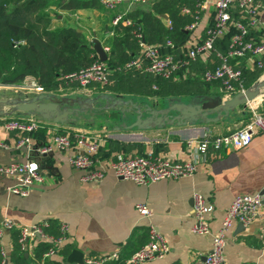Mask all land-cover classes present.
I'll use <instances>...</instances> for the list:
<instances>
[{"label": "crops", "instance_id": "crops-1", "mask_svg": "<svg viewBox=\"0 0 264 264\" xmlns=\"http://www.w3.org/2000/svg\"><path fill=\"white\" fill-rule=\"evenodd\" d=\"M154 1L156 0L136 4L124 3L120 10L127 14L137 8H149ZM215 1L208 0L204 8H200L199 1L196 3L197 11L201 12L199 24L194 30L184 28L187 36L180 42L173 41L175 48L167 46L166 42L155 44L161 45L165 51L180 54L186 48L184 42L204 38L207 27L214 21ZM94 9L100 8H83L72 14L65 10H56L53 22L69 23L93 43L95 38L101 41L99 32L105 14L109 17L105 32L108 35H114L117 29L125 26L124 23L114 25L113 17L117 11L107 8L103 9L94 26L86 23L83 14ZM164 14L167 15L162 13L161 16L164 17ZM165 20L169 25L168 15ZM89 26L92 29H88ZM251 34L257 39L261 35L256 29H253ZM229 39V33L219 39L216 44L217 50H225ZM101 43L104 48L108 46L110 50L109 44L102 41ZM141 49L140 46L139 52ZM216 62L215 52L208 59L199 57L192 66L183 69L175 77L196 76L201 67L214 65ZM239 66L245 68V79L246 71L256 70L248 68L244 61H241ZM261 75L264 76V70ZM30 78L31 76H28L25 79ZM54 91L61 96H94L101 92L128 95L122 90L98 91L90 86L82 88L78 84H63ZM216 93L222 94L218 83H210L209 92L206 94ZM192 95L179 94L185 100ZM126 97L140 103L156 102H151L145 96ZM164 98L160 97L161 103ZM255 106L264 113V95L237 107L228 117L210 123L174 124L147 130L123 127L119 129L118 126L125 122L121 112L117 109H108L97 113H85L84 118L75 126L61 125L62 128L75 127L98 135L101 138L98 156L104 161L119 152L136 155L152 151L159 156L177 161L197 162V170L191 175L147 184L117 177L110 169L99 180L84 181L82 176L85 171L75 168L70 162L71 150L53 148L47 153L28 151L24 146H17L21 133L6 130L0 120V140L9 145L8 148L0 147V164L32 159L38 163L44 174V181L35 185L26 196L9 192L7 186L13 184L15 179L0 174V220L10 217L16 223L15 227L6 229L0 237V247L5 252V264H46L49 261L79 264L77 261L68 260L74 249H79L83 253V262L89 257L98 258L117 252V257L108 259L104 264H130L129 257L147 241L149 226L152 223L167 237L169 251L163 258L147 260L142 264H201L212 246V234H197L191 230L194 221L193 194L196 191L201 192L213 204L214 209L209 214V225L213 232L216 231L235 196L254 194L262 191L264 187V131L257 130L247 146L215 148L210 145L203 155L197 150L196 144L206 135L223 134L241 127L250 120L251 108ZM133 119L134 115H131L126 121L130 122ZM58 127L59 125L51 124L34 131L31 135L32 145L41 147L51 143ZM191 140L193 141L190 142ZM139 202L149 205L152 210L150 216L139 213L136 208ZM43 221L50 223L48 229L54 234L59 233L61 223L68 224L66 238L59 245L57 252L48 257H45L44 253L41 256L37 254L39 243L47 241L39 235L30 237L26 248H22L18 241L22 225ZM21 255L24 258H21ZM225 255L226 264H264V203L258 216L251 223L245 225L236 221L232 224L227 232Z\"/></svg>", "mask_w": 264, "mask_h": 264}, {"label": "built area", "instance_id": "built-area-1", "mask_svg": "<svg viewBox=\"0 0 264 264\" xmlns=\"http://www.w3.org/2000/svg\"><path fill=\"white\" fill-rule=\"evenodd\" d=\"M146 1L101 0L107 9L117 11L113 17L114 25L134 24L133 19L127 17L124 10H120L122 4H136ZM207 3L208 0H199L200 8L206 7ZM214 6V21L207 27L205 37L184 42L186 48L180 54L165 51L161 45L145 42L142 33L135 30V35L139 38L142 49L137 55L125 62L123 67L170 78L190 67L199 57L208 59L215 52L217 62L205 67L202 71V78L207 82L218 83L224 97H230L235 92L244 90L246 88L245 68L239 66L240 62H246L248 68L264 70V0H216ZM183 11L185 13L191 12L190 8L187 7H184ZM199 20L200 15L195 14V20L188 23L185 29L194 30L198 26ZM168 23L171 25L170 20ZM253 29L261 33L259 39L252 36L251 31ZM227 33L230 34L227 47L223 51L217 50L218 40ZM166 45L176 47L172 40H167ZM105 50H109V47H105ZM110 74L111 69L107 62L98 58L77 71L65 73L62 80L64 84H78L82 88H88L93 84L109 83ZM25 80L31 81V84L25 86V90L46 91L43 86L37 83L34 76ZM251 111L250 120L241 127L223 134L206 135L200 139L196 144L199 153L201 155L206 153L210 145L215 148L223 146L239 148L249 145L257 130L264 131V115L259 111L258 106L252 107ZM0 120L6 130L21 133L17 146H24L28 151L35 150L39 153H47L53 148L62 151L71 150L70 162L75 168L85 171L82 176L84 181L99 180L108 169L112 170L117 177L129 179L139 184L191 175L197 170L195 160L177 161L159 156L152 151L136 155L119 152L114 157L104 161L98 156L101 138L86 130L75 127L62 128V124L36 115H0ZM51 124L59 125L51 143L34 147L31 143L32 133ZM0 147L8 148L9 145L0 140ZM0 174L13 177L15 181L7 186V190L23 196L28 195L35 185L44 181V174L38 163L32 159L0 164ZM193 200L194 221L191 230L197 234H212V246L205 254V259L201 264H226L227 232L234 222L239 221L246 225L258 216L264 203V187L262 191L254 194L235 196L226 209L219 228L214 232L209 225V214L214 209L213 204L198 191L193 194ZM136 208L144 216H150L152 213L151 208L145 202L137 203ZM15 226L16 223L12 218L4 217L0 220V237L6 229H12ZM49 226L48 221L22 225L18 237L19 245L26 248L30 237L39 235L49 242L44 256L48 257L55 254L59 245L66 238L68 224L61 223L57 234L50 232ZM1 251L5 256L4 250L1 249ZM168 251L167 237L152 223L149 226L147 241L129 257L128 261L130 264H142L147 260L163 258ZM117 256L118 253L113 252L98 258L89 257L85 259L84 263L104 264L108 259Z\"/></svg>", "mask_w": 264, "mask_h": 264}, {"label": "trees", "instance_id": "trees-1", "mask_svg": "<svg viewBox=\"0 0 264 264\" xmlns=\"http://www.w3.org/2000/svg\"><path fill=\"white\" fill-rule=\"evenodd\" d=\"M198 1L156 0L149 8H137L127 13L134 24L117 29L114 35L105 33L109 17L104 15L99 35L104 44L110 45L106 62L116 90H137L144 96L155 92L159 97L209 92V84L216 82L202 78L205 67H201L196 76L170 78L123 67L139 53L140 43L135 30L141 31L149 43L184 40L187 36L185 26L195 20V14L201 13L197 11ZM184 6H189L191 12H183ZM83 8L106 9L101 0H0V82L16 84L34 76L45 90L54 91L64 84L65 73L77 71L98 59L94 43L79 29L67 22H53L56 10L72 14ZM162 13H167L171 25H167ZM262 72V69L246 71L245 86H250ZM21 115L14 113V116ZM48 246V241H41L37 254L41 256ZM21 258L24 257L21 255ZM0 264H5L1 247ZM46 264L60 263L49 261Z\"/></svg>", "mask_w": 264, "mask_h": 264}, {"label": "water", "instance_id": "water-1", "mask_svg": "<svg viewBox=\"0 0 264 264\" xmlns=\"http://www.w3.org/2000/svg\"><path fill=\"white\" fill-rule=\"evenodd\" d=\"M167 18V15L164 14ZM94 49L100 60L106 61L108 53L101 41L94 39ZM264 95V76L254 81L244 90L230 97L220 93L193 94L185 100L179 95L165 97L163 102L140 103L121 93L101 92L94 96L59 95L56 91L34 92L30 97H9L0 92V115L22 113L36 115L59 124L76 125L84 114L117 109L125 122L118 126L124 129L147 130L164 128L168 125H195L210 123L228 117L232 111ZM131 115L134 119L127 122ZM205 259V258H204ZM69 261L83 262V253L74 249L68 256Z\"/></svg>", "mask_w": 264, "mask_h": 264}, {"label": "rangeland", "instance_id": "rangeland-1", "mask_svg": "<svg viewBox=\"0 0 264 264\" xmlns=\"http://www.w3.org/2000/svg\"><path fill=\"white\" fill-rule=\"evenodd\" d=\"M102 12H103V9L89 10L87 13L83 14V19H84V21H86V23H90L94 26L95 23L98 22V19L100 18ZM98 15H99V17L97 18ZM77 26L80 27V25H77ZM88 29H92V27L89 26ZM88 29L86 28V30H88ZM259 76L260 77H258L257 79L262 77L261 74ZM28 84H31V81L25 80V79H24V81H22L20 83H16V84H6V83L0 82V92H2L5 96H9V97H16V96H21L23 98L30 97L34 93V91L33 90H30V91L25 90V86ZM112 85H113V83L109 82L107 84H93L90 87L93 88L94 90H98V91L116 90ZM125 90H127V91L123 90V92H126L128 94L126 96H133L134 98H140V96L144 97V94L141 93L140 91H137V90L131 91L128 89H125ZM152 93H153V95L145 96V98H148L151 102L152 101L157 102L158 98H159L158 102L161 104L160 97L155 95V92H152ZM9 115L12 116L14 114L11 113Z\"/></svg>", "mask_w": 264, "mask_h": 264}, {"label": "bare ground", "instance_id": "bare-ground-1", "mask_svg": "<svg viewBox=\"0 0 264 264\" xmlns=\"http://www.w3.org/2000/svg\"><path fill=\"white\" fill-rule=\"evenodd\" d=\"M255 101V100H254Z\"/></svg>", "mask_w": 264, "mask_h": 264}]
</instances>
